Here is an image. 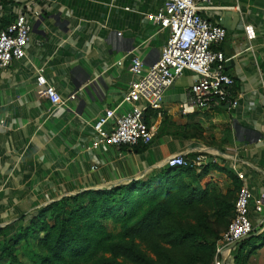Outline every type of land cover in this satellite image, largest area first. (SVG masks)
<instances>
[{"label":"crops","instance_id":"crops-1","mask_svg":"<svg viewBox=\"0 0 264 264\" xmlns=\"http://www.w3.org/2000/svg\"><path fill=\"white\" fill-rule=\"evenodd\" d=\"M14 1L28 11L27 0ZM212 1L230 7V24L237 13L240 17L235 30L226 27L220 47L236 81L238 107L184 111L196 79L185 70L166 90L162 109L145 111L154 133L151 143L109 148L91 147L92 124L123 100L133 80L131 55L146 66L159 59L169 30L153 24L148 14L160 1L38 0L31 5L27 56L0 69V228L63 197L160 174L177 154L189 160L196 154L201 186L227 193L239 182L264 199V147L257 142L264 139V0ZM202 14L218 20L213 11ZM242 22L253 27V39ZM40 74L63 95L78 91V99L54 111L37 93ZM235 167L246 173L244 181ZM251 258L264 264V248Z\"/></svg>","mask_w":264,"mask_h":264},{"label":"trees","instance_id":"trees-1","mask_svg":"<svg viewBox=\"0 0 264 264\" xmlns=\"http://www.w3.org/2000/svg\"><path fill=\"white\" fill-rule=\"evenodd\" d=\"M9 5L20 6L0 0V11ZM6 23L0 19V30ZM190 157L193 161L196 154ZM195 168V162L166 168L145 179L54 201L0 228V259L26 264L19 250L23 245L31 264H216L218 242L234 217L241 183L217 192L210 184L201 186L203 174ZM261 228L237 245L231 264H249L264 247Z\"/></svg>","mask_w":264,"mask_h":264},{"label":"built area","instance_id":"built-area-1","mask_svg":"<svg viewBox=\"0 0 264 264\" xmlns=\"http://www.w3.org/2000/svg\"><path fill=\"white\" fill-rule=\"evenodd\" d=\"M38 0H27L28 11ZM156 12L148 14L153 24L169 30V38L159 59L146 66L138 55H131L129 70L133 75L123 100L115 108H107L92 124L94 140L92 148L105 146H136L149 144L153 140V129L144 121L149 108L161 110L166 90L185 70L196 74V79L188 89L187 107L213 110L222 106L235 109L239 99L233 94L235 78L226 69L228 57L221 45L228 36V30L220 23L223 11L230 7L218 6L212 0H159ZM226 9V10H225ZM213 11V21L202 12ZM9 5L7 11H0V19L7 20L0 30V69L8 68L13 62L27 56L32 26L29 12ZM249 40L255 37L253 27L242 22ZM121 34V33H120ZM37 93L50 101L55 109L66 106L78 99L79 92L63 95L50 83L44 74L37 77ZM130 105L123 112L122 107ZM257 142L264 147V139ZM198 158L197 161H200ZM185 155H172L167 159V168L188 167L192 164ZM236 172L242 181L246 173ZM264 225V199L257 197L248 185H243L235 201V212L228 229L218 242V251L226 252L235 248L232 245L249 235L261 232Z\"/></svg>","mask_w":264,"mask_h":264},{"label":"rangeland","instance_id":"rangeland-1","mask_svg":"<svg viewBox=\"0 0 264 264\" xmlns=\"http://www.w3.org/2000/svg\"><path fill=\"white\" fill-rule=\"evenodd\" d=\"M238 193V192H237ZM233 197H234V195H232V199H233ZM226 227L227 226H223V231H222V233H224L225 231H226ZM221 233V234H222ZM143 247H146V244H143ZM264 248V247H263ZM262 249V248H261ZM19 250H20V254H21V258H22V260H23V262L24 263H26V264H31V259H30V255H31V253H29V250L28 249H26V248H24L23 247V245H21L20 247H19ZM235 249H232L231 251H230V253H228V251H226L228 254H226V253H224V252H222V251H218V247H217V250H216V257H215V263L216 264H231L230 262H231V258H232V256L234 255V253H236L235 251H234ZM260 250V249H259ZM257 259V258H256ZM256 259L254 258V260H252V258H249V261H248V263L249 264H261V263H259V259L256 261ZM6 263V260H1L0 259V264H5Z\"/></svg>","mask_w":264,"mask_h":264},{"label":"water","instance_id":"water-1","mask_svg":"<svg viewBox=\"0 0 264 264\" xmlns=\"http://www.w3.org/2000/svg\"><path fill=\"white\" fill-rule=\"evenodd\" d=\"M231 14H233V11H225V16H224L223 18H221L220 23H221L223 26L230 28L231 30H235L236 27H237V25H238V23H239V21H240V17H239V14L237 13V15L235 16L236 19H235L234 23H231V24H230L229 21H228V20H229L228 17H229ZM257 234H258V233H255V234L249 235L248 237H245V238H243L242 240L235 242V243L232 245V248H234L235 246H237V245H238L241 241H243L244 239L249 238V237L254 236V235H257Z\"/></svg>","mask_w":264,"mask_h":264}]
</instances>
